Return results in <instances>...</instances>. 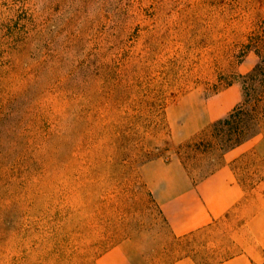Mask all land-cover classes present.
<instances>
[{
	"label": "rangeland",
	"instance_id": "1",
	"mask_svg": "<svg viewBox=\"0 0 264 264\" xmlns=\"http://www.w3.org/2000/svg\"><path fill=\"white\" fill-rule=\"evenodd\" d=\"M259 59L264 0H0V264L141 262L158 195L263 178V116L210 128Z\"/></svg>",
	"mask_w": 264,
	"mask_h": 264
},
{
	"label": "crops",
	"instance_id": "2",
	"mask_svg": "<svg viewBox=\"0 0 264 264\" xmlns=\"http://www.w3.org/2000/svg\"><path fill=\"white\" fill-rule=\"evenodd\" d=\"M187 189L157 197L166 230L159 250L144 248L132 264H264V177L189 179Z\"/></svg>",
	"mask_w": 264,
	"mask_h": 264
},
{
	"label": "trees",
	"instance_id": "3",
	"mask_svg": "<svg viewBox=\"0 0 264 264\" xmlns=\"http://www.w3.org/2000/svg\"><path fill=\"white\" fill-rule=\"evenodd\" d=\"M257 55L259 51L256 50ZM242 101L225 117L213 122L211 134L223 149L233 148L256 135L264 117V60L241 75Z\"/></svg>",
	"mask_w": 264,
	"mask_h": 264
}]
</instances>
